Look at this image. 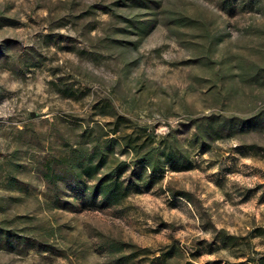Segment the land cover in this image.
I'll list each match as a JSON object with an SVG mask.
<instances>
[{
  "label": "rangeland",
  "instance_id": "obj_1",
  "mask_svg": "<svg viewBox=\"0 0 264 264\" xmlns=\"http://www.w3.org/2000/svg\"><path fill=\"white\" fill-rule=\"evenodd\" d=\"M0 264H264V0H0Z\"/></svg>",
  "mask_w": 264,
  "mask_h": 264
},
{
  "label": "trees",
  "instance_id": "obj_2",
  "mask_svg": "<svg viewBox=\"0 0 264 264\" xmlns=\"http://www.w3.org/2000/svg\"><path fill=\"white\" fill-rule=\"evenodd\" d=\"M103 192H101L100 194H102Z\"/></svg>",
  "mask_w": 264,
  "mask_h": 264
}]
</instances>
